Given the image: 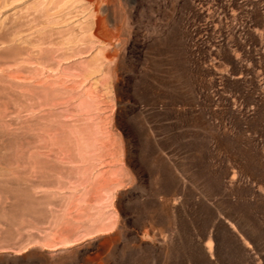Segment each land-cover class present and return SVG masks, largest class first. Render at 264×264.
Returning a JSON list of instances; mask_svg holds the SVG:
<instances>
[{"label":"rangeland","instance_id":"rangeland-1","mask_svg":"<svg viewBox=\"0 0 264 264\" xmlns=\"http://www.w3.org/2000/svg\"><path fill=\"white\" fill-rule=\"evenodd\" d=\"M0 264H264V0H0Z\"/></svg>","mask_w":264,"mask_h":264}]
</instances>
